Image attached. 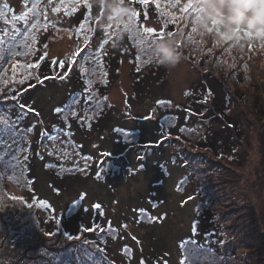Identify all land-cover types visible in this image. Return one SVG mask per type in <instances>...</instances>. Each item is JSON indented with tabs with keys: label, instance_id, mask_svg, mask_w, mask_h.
Masks as SVG:
<instances>
[{
	"label": "rangeland",
	"instance_id": "obj_1",
	"mask_svg": "<svg viewBox=\"0 0 264 264\" xmlns=\"http://www.w3.org/2000/svg\"><path fill=\"white\" fill-rule=\"evenodd\" d=\"M7 1L18 10L22 8V0ZM82 1L63 0L59 9L63 13L76 5V14L77 5ZM161 1L165 7H156L154 20L144 21L139 28L141 37L150 39L156 51L154 60L145 52L139 54V70L137 55L121 43L126 37L134 40V33L139 29L134 28L132 16H112L106 5L103 10H93L96 12L89 16L91 24H85L82 34L74 29L77 22L66 18L62 21L60 16L53 15L54 25L33 45L28 41L24 48L22 40L16 42L17 50L28 48L32 56L38 44L49 61H85L87 72L93 67L89 77L94 75L99 80L101 76L95 73L104 74L99 64L102 57L113 63L117 71L112 84L103 90V99L95 101L94 111L104 109L106 119L84 128L93 114L87 115L82 121L83 127L79 121L71 125L76 131L71 135L73 140L58 133L57 138L42 144L39 153L44 154L45 160L38 157L31 167L36 179L34 193L23 181L24 177L21 181L15 177V168L20 163H9L0 156L4 178L0 187V264H68L70 261L71 264H106L108 257L116 264H141L144 253L153 256L158 264H165L164 260L167 264H179L183 239L187 241L188 257L193 258L191 264H264V12L260 10L264 0H243L247 5L244 11L253 19L247 26L234 25L230 34L223 29L221 17L206 19L204 5L209 0ZM188 2L192 11L186 14L181 9ZM172 16L176 19L172 20ZM171 26L173 30L167 31ZM146 28L157 33L166 30L164 40L154 41L155 37L144 32ZM168 33L176 37L171 46L180 54V60L160 66L157 62L161 53L156 48L160 43H167ZM189 35L191 43L187 39ZM84 36L90 37L86 49L93 51L75 56L78 48H85ZM105 39L108 43L100 48ZM135 41L140 43L136 38ZM20 57L15 61L21 66L17 76L29 75L23 82L37 81L35 68L26 66L39 61L30 63L24 56ZM6 62L3 58L0 64ZM56 64L54 79L34 90L29 99L30 106L47 122L55 121V115L59 121L66 119L67 116L53 113L52 108L60 105L76 85L73 80L68 83L66 73ZM13 65H7L6 72H12ZM210 72L221 77L225 85L228 102L222 108L223 116L211 104L212 91L219 89L204 76ZM204 80L208 82L207 87ZM9 83H0V101L15 100L11 96L15 87ZM8 109L9 105L0 106L5 124L11 120ZM74 111L73 108L71 112ZM217 116H229L236 122L231 133L234 137L238 135L235 146L219 150L218 155L202 149L205 134L220 131L229 124L220 118L213 121L212 117ZM118 126L125 130L120 131ZM45 129L48 130V124ZM137 132L144 135L136 138ZM32 136L28 132L14 144L26 147L33 141ZM81 150L83 154L79 153ZM221 152L225 154L220 155ZM85 154H92L95 163L90 164ZM48 162L57 166V174L47 171ZM7 166L11 171H4ZM21 184L26 190L20 189ZM32 194L39 196L38 203L47 201V206H43L45 213L40 212V217L46 218L51 207L56 215L67 207L72 215L70 219L82 224V236L93 232L85 230V221L102 213V226L93 232L97 242L86 234L83 242L73 243H81L77 247L67 245L70 238L63 234L59 223L54 230L47 227L37 230L34 226V233L24 234V239L14 237L10 233L19 214L34 218L35 224L39 222L36 219L39 211L30 208ZM20 203L18 213L14 205ZM138 208L148 212L149 220ZM208 219L215 232L218 231L216 238L225 244L211 243L216 252L198 251L193 247V240L198 242L203 237ZM21 241L23 247L35 249L31 255L24 256L27 263L22 253L18 254L24 253L19 245ZM40 242L47 244L39 248L36 245ZM82 244L84 248L78 249ZM54 245L56 249L50 250Z\"/></svg>",
	"mask_w": 264,
	"mask_h": 264
},
{
	"label": "trees",
	"instance_id": "obj_2",
	"mask_svg": "<svg viewBox=\"0 0 264 264\" xmlns=\"http://www.w3.org/2000/svg\"><path fill=\"white\" fill-rule=\"evenodd\" d=\"M26 2L28 4L29 9L32 7L33 3L36 4L35 11L33 12L32 15L29 16V23H24L23 21H15L14 26L17 27V29L19 30L20 35L16 37L14 42L6 40L5 43L0 45V61L3 58L5 62L7 61L6 64H4L2 68H0V83L3 84V83L10 81L9 85H14L15 87V89L11 92V96H14L15 100H8V101L1 100L0 101V106L9 105L7 116L11 118V120L8 121L7 124H5L1 117L2 113L0 112V143H2L1 148H0V156H3L4 160H6L9 163H15V162L20 163V167L15 168L17 169L15 173V177L18 176L19 178L17 179H19L20 181H21V178L24 177L23 181L26 183L30 191L34 193L33 187L35 185L34 182L36 181V179L31 173V167L33 166V161L36 160V158L39 157L45 160L44 154L39 153V150H41L42 144L48 140H53L57 138L58 133H61V134L63 133V135H66L68 139L73 140L71 135H73L74 132L76 131L75 129L70 128L71 125L79 121L80 126L83 127L85 123L82 124V121L87 115L93 114L91 115L92 120L88 121L84 128L90 127L91 124L95 121L98 122V121H102L106 119L107 113H105L104 109L94 111V108L96 107L95 101H96V98L99 100L103 99V96L105 95V93H103V90L112 84L114 78L116 77L117 68H115L113 63L109 64L105 60V57H102L101 63L99 62V64H101L100 70H103L104 74L99 75L98 72L95 73V75L101 76L99 80L94 75L92 77L91 76L89 77V75L91 74L90 71H92L93 67L90 71L87 72V70L85 69L87 68V65L84 63L85 61L82 63V62L76 61L75 59L74 62L72 63L66 62L65 67L63 69L60 68L59 66L60 70H63L66 73L65 75H66V78L68 79V83H70L72 80L76 82V85L74 86V88L73 87L69 88V89H72V88L73 89L70 91L67 98L64 99L60 105H56L52 108L53 113L55 114L57 113L60 115H64V117L65 116L67 117L64 121L63 120L59 121L60 119L58 115H55L57 116L55 117L56 120L52 122H47V121L42 120V118L39 115L40 112L36 111L33 107L30 106V103H29L30 95L33 93L34 90L38 89L39 87L42 88L48 85V83H50L52 79H54L52 77H54V71L57 65L56 63H59L60 61H58L57 59H51L52 61L51 60L49 61L47 60L45 55H44V59L40 60V57L43 55L40 49L37 47L38 44L35 46L34 51L36 52L33 56H32V52L28 51V48L26 50L23 49L19 51L17 50L16 42L19 40H22L21 43L24 48L25 46H27L28 41L31 42V45H33L37 39L41 38V35L48 33L49 31L48 27L54 25L53 20L51 18V16L53 15L60 16L62 18V21H64V19L66 18L67 20L71 19L72 21H74V23L77 22V24L75 25L76 27H74L75 31L77 32V30H79L78 28L80 27L81 22L84 21L85 19V14L87 13L90 16L91 14H94V12L100 9L103 10L106 3H105V0H98V3H96L95 0H86V2L90 5V9H88L84 7L85 0H83L77 5L79 6L78 10L76 11L77 13L74 14L75 12H72V9L76 8L74 7L76 5L72 6L71 7L72 9L69 11H65L63 13L61 12L62 9H59V5L63 2V0H22V8L19 10L15 8L14 6H12L8 1L5 2V0H0V4H1L0 12L5 13V15H0V19L1 17L3 18L2 21L0 20V32H2L3 29L7 27V25L4 24V20L11 16L10 9H14L16 14L19 15L20 13L26 10L25 9ZM116 2H119V3L125 2L126 5L130 9H132V13H135L136 15L134 16L130 15V17L132 16L133 22L135 23L134 28H138V29L140 28V25H143L145 23L144 21L150 20V19L154 20L153 13L157 11L156 7H159V6H161L162 8L165 7V5L162 3L161 0H148V3L146 4H142L140 0H116ZM5 4L9 6L8 9L4 8ZM69 5L71 4L69 3ZM168 6L170 5L168 4ZM172 7H173V3H172L171 8ZM174 7H176V5ZM54 9H59V11H54ZM93 10H96V11H93ZM37 13H38V16H37ZM35 19L39 20L38 30L28 31V29L30 28V23L34 22ZM45 24H47V29L43 27ZM86 24L87 25L91 24V21L88 20ZM61 26L65 27L64 25H61ZM166 29L167 31H171L173 30V27L172 26L167 27ZM163 31L166 34V30H163ZM25 32H27V39H25ZM139 32H140V29L134 33V40H131L130 38L126 37V38H122L121 43H124L129 48L130 53L133 55L138 56L141 52H145L148 55H150V52H151L153 56L154 52L156 51L154 48H152L150 39H145L141 37L142 33H139ZM33 38H34V42H33ZM135 38L136 40L137 39L140 40L139 44H136ZM165 39L167 43H170L171 45H173L176 37L175 35H173V38L169 36V37H166ZM92 51L93 50H91L90 48H87L85 52L90 53ZM17 53H20V56H22V58L24 56V59H26V61L29 60L28 62L30 63H34V61H39L38 62L39 67L35 68V72L37 74V81L35 82L26 81L20 85V81L24 79L25 80L28 79L29 75H26L25 78H21L20 76H17L19 72H16V75H15L16 82L13 83V71L6 72L7 70L6 66L11 63L15 64V61H18L21 59L20 56L19 57L16 56ZM53 61H56V63H53ZM51 66L53 67V70L51 69L52 68ZM204 76L209 77V79H211V81H213L216 84L217 89H219L218 92L212 91L211 104L214 106V110L216 109L217 112L220 113V116L221 115L223 116L224 113L222 114V110L224 109L222 108H225V103L228 102L226 101V91H225L224 82L221 77L213 75L212 72L206 73L204 74ZM203 84L205 87H207L208 86L207 80H204ZM0 87H2V85H0ZM93 92H95V94H93ZM22 105L26 107L21 108ZM73 108L75 109L74 113L71 112ZM57 109H59L60 111H57ZM88 111L90 112L88 113ZM220 116H217L214 118L212 117L213 121H216V120L220 121V119L226 120L230 125L227 124L226 126H223V128L217 132L209 131L208 135L205 134L204 143L202 146V149H205V148L209 149L211 150L213 154H216V155L219 154V150L224 151L225 149H228V150L232 149L235 146L234 142L235 141L237 142L238 140L237 139L238 135L234 137V135L231 133L232 129L236 128L237 126L236 122L230 119L229 116L222 117V118ZM46 124H48V130L45 129ZM118 129L120 131L125 130V128L121 126H118ZM28 132L32 133L33 141L28 143L26 147H23L21 143L14 144V142L18 141L20 137L26 136ZM137 133L138 134H136V138H138V135H142V136L144 135L143 133L140 134V132H137ZM82 152L83 150L79 151L80 154H83ZM221 154L224 155L225 152H221L220 155ZM85 155L86 157L89 158L90 164L95 163L94 158L92 157V154H85ZM1 163H2V160H1ZM46 165H47L46 167L48 168L47 169L48 172L57 174L56 172L58 171L57 170L58 168L54 163L48 162L46 163ZM10 168L11 167L7 166L4 169V171L10 170ZM74 168L75 166H73V169ZM12 169L14 170V168ZM1 173L2 172L0 170V187H2V182L4 180V178H2ZM58 176L60 178L61 175H58ZM186 178H188V176L185 175V179ZM20 189L26 190V188L22 184L20 186ZM38 199H39V196L37 194H32L30 197L29 203L32 205L30 206L31 209L33 208L34 210L39 211L37 212V217H36V219L39 220V222L37 221V223L35 224L33 223L34 218L31 220V219H28L25 214L22 216L19 214L20 217L17 219V222L14 223L15 228H13L12 229L13 232L10 233L14 237L16 236L17 238L24 239L23 238L25 237L23 236L24 234L28 235L29 233H34V231H32V227L34 226L36 227L37 230L38 228L39 230L41 229L46 230L47 228H49L50 230H54L56 228L55 224L59 223V228H61L63 234L69 236L70 238V240H67L68 241L66 243L67 245L78 243V242H83L84 235L86 234H88V236H91V240L93 242L95 243L97 242V235L93 232H96L102 226L100 223L103 220L102 213H100L99 216L95 214L94 218H91V220L89 221H85V224H86L85 230H89L91 229V227L92 229H95V230H93V232L88 231V233H84L82 236V234L80 233L82 232L80 230L82 224L77 223L73 219H70L72 215H70L67 207L64 209L63 213H60L59 215H56L53 212V209L51 207L50 211L45 215L46 218H43V217H40L39 215H40V212L42 211H44L45 213L43 206H47L46 205L47 201L44 200L43 202L41 201L38 203ZM21 206H22V203H20L19 205L17 204V206L14 205L15 210H17L18 213H19ZM82 207L83 205L80 204L79 205L80 211L82 210ZM141 209L143 210L145 214H147V220H149L150 216H148V212H146L144 208H138L137 211ZM54 220H56V222H54ZM32 223H33V226H32ZM206 223H207L206 224L207 227L205 231L203 232V235H201L203 237H201V239L198 242H195L193 240L194 242L193 247H195L198 251L202 250L205 252H216L215 248L213 247L211 243H214V244L222 243V245L220 246H225V244L221 242L220 239L216 238L218 231L215 232V228H213L212 225L209 224V219H208V222ZM106 226L108 227L109 224L106 223ZM113 229H116V228H113ZM211 231H214V233H210ZM77 236L81 237L82 239L80 241L74 239ZM16 240L17 239H15V241ZM40 243L41 244L36 245L39 248H44L43 246L47 244L46 242H43V243L40 242ZM186 243L187 241H185L184 239L183 241L182 240L180 241L181 255H179V264H191L190 259H193L191 256L188 257L187 255V252H186L187 244ZM79 244H73V247H77ZM99 244H101V242ZM19 245L23 247L22 241H21V244ZM21 246L19 248H21ZM55 246L56 245L51 246L50 250L56 249ZM100 247H103V245L101 244ZM83 248H84V245L82 244L80 248L78 249L81 250ZM23 250H24V253L19 252L18 254L22 253L23 255L22 259H24V263H27L28 259L24 256H26L27 254L31 255L32 253L35 252V249L29 248L28 245H25V247H23ZM61 252H64V251H60L59 253ZM119 252L122 253L123 252L122 249H120ZM108 254L110 255V252H108ZM141 254H143V252H141ZM129 255L130 256L132 255L131 250L129 252ZM223 257H224V254H223ZM152 258L153 256H148L147 254L144 253V255H142L143 264H158V262ZM162 263L167 264L165 260L162 261ZM68 264H71V261ZM106 264H116V263L114 261H111V258L108 257ZM125 264H130V263H125Z\"/></svg>",
	"mask_w": 264,
	"mask_h": 264
},
{
	"label": "clouds",
	"instance_id": "obj_3",
	"mask_svg": "<svg viewBox=\"0 0 264 264\" xmlns=\"http://www.w3.org/2000/svg\"><path fill=\"white\" fill-rule=\"evenodd\" d=\"M98 3V0H95ZM109 14L115 17L130 16L132 9H130L125 2L119 3L116 0H105ZM206 9V19L218 16L222 18L223 29L231 33L234 25L247 26L253 19L248 12L244 11L247 5L243 0H209L204 5ZM261 12H264V6L261 7ZM156 50L161 53L158 65L167 66L170 64L179 63L180 54L170 43H160Z\"/></svg>",
	"mask_w": 264,
	"mask_h": 264
},
{
	"label": "snow or ice",
	"instance_id": "obj_4",
	"mask_svg": "<svg viewBox=\"0 0 264 264\" xmlns=\"http://www.w3.org/2000/svg\"><path fill=\"white\" fill-rule=\"evenodd\" d=\"M77 2H79V0H77ZM140 2L142 4H146L148 3V0H140ZM84 7L85 8H88L90 9V5L86 2L85 0V3H84ZM4 8L5 9H8L9 6L7 4L4 5ZM25 11L20 13L19 15L16 14L15 10L14 9H10V12H11V16L9 18H6L4 20V24L7 25V27H5L3 29L2 32H0V45H2L3 43H5L6 40L8 41H15L16 37L20 35V32L19 30L17 29V27L14 26V22L15 21H23L24 23H29V16L33 14V12L35 11L36 9V4L33 3L32 4V7L29 9L28 8V4L27 2L25 3ZM76 9L73 8L72 11L74 12ZM189 10L192 11V5L191 3H187L185 4L184 8L181 9L182 12L184 13H188ZM54 11H59V9H54ZM0 15H5V13H2L0 12ZM132 16L136 15L135 13H132L131 14ZM37 16H38V13H37ZM90 19L89 15L86 13L85 14V19L84 21L81 22L80 24V27H79V30H78V34H82L84 31H85V24L88 22V20ZM172 20H175L176 17L175 16H172L171 17ZM166 26V25H165ZM45 29H47V24H45L43 26ZM39 28V20L38 19H35L34 22H31L30 23V28L28 29V31H32V30H38ZM144 32L150 36H153L155 37L154 41H162L164 40V31L163 29L160 31V32H156L155 29H152V28H146L144 29ZM105 35L107 36L108 35V31L107 29H105ZM169 36L172 35V33H168ZM25 39H27V32H25ZM90 39V37L88 36H84V43H85V48H78L77 49V52L74 54L75 56H79L81 55L82 53H84L86 51V45L88 43V40ZM188 41L191 43L192 42V37L191 35L188 36ZM33 42H34V38H33ZM108 43V40L105 39L102 41L101 45H100V48H103V45L104 44H107ZM47 47V46H45ZM178 47H179V44H178ZM99 51V50H98ZM47 55V53H45V56ZM44 59V56H41L40 57V60H43ZM137 59V62H138V70H139V62H140V59L141 57L138 55L136 57ZM149 59L150 60H154V57L152 56L151 52H150V55H149ZM53 63H56V61H53ZM59 66L60 68H64L65 67V62L64 61H60L59 62ZM3 67V64H0V68ZM21 67L19 64H14L13 65V83H15V75H16V72H17V69ZM27 68L31 69V68H38L39 67V63H36V64H29L26 66ZM62 75V74H61ZM20 83H23V80L20 81ZM12 89H10L11 91ZM5 95H7L5 93ZM26 106L22 105L21 108H25ZM57 111H60L59 109H57ZM43 135V134H42ZM83 198V196L81 197ZM9 199H15V197H9ZM94 207L96 208H99L100 206L99 205H95ZM139 213L142 215L143 214V210H138ZM89 230H95V229H89ZM141 264H143V262H141Z\"/></svg>",
	"mask_w": 264,
	"mask_h": 264
}]
</instances>
